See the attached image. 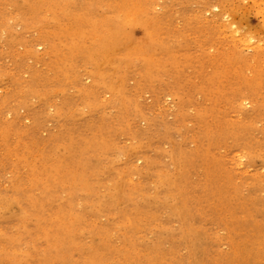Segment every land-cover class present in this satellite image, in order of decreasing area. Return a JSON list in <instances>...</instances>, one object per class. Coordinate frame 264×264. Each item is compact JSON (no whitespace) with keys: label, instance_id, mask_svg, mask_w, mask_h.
<instances>
[{"label":"rangeland","instance_id":"374dc122","mask_svg":"<svg viewBox=\"0 0 264 264\" xmlns=\"http://www.w3.org/2000/svg\"><path fill=\"white\" fill-rule=\"evenodd\" d=\"M0 264H264V0H0Z\"/></svg>","mask_w":264,"mask_h":264}]
</instances>
